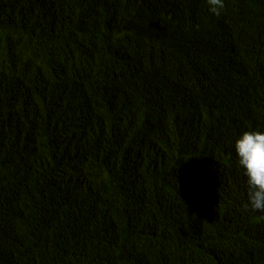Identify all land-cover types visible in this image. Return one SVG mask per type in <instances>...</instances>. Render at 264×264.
<instances>
[{"label":"trees","instance_id":"trees-1","mask_svg":"<svg viewBox=\"0 0 264 264\" xmlns=\"http://www.w3.org/2000/svg\"><path fill=\"white\" fill-rule=\"evenodd\" d=\"M257 128L264 0H0V264H264Z\"/></svg>","mask_w":264,"mask_h":264},{"label":"clouds","instance_id":"clouds-1","mask_svg":"<svg viewBox=\"0 0 264 264\" xmlns=\"http://www.w3.org/2000/svg\"><path fill=\"white\" fill-rule=\"evenodd\" d=\"M209 13L223 14L226 0H206ZM234 150L238 165L246 178L245 210L264 213V130L249 129L235 139Z\"/></svg>","mask_w":264,"mask_h":264}]
</instances>
